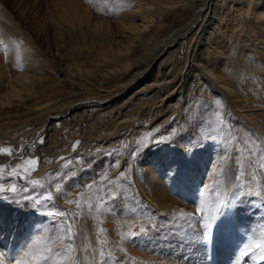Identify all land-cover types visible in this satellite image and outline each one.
<instances>
[{
	"label": "rangeland",
	"instance_id": "374dc122",
	"mask_svg": "<svg viewBox=\"0 0 264 264\" xmlns=\"http://www.w3.org/2000/svg\"><path fill=\"white\" fill-rule=\"evenodd\" d=\"M62 1L0 0L8 16L7 25L0 27V52L6 62L19 64L7 73L11 79L14 73L29 76L28 89H22L18 82L13 88L0 74V149L11 150V155L0 153V184H15L17 194L23 195L19 189L36 180L57 197L59 209L81 214L73 251L59 255L69 241L50 237L54 228H61V218L27 202H11V192L0 194V215L11 217L8 234L19 224L13 234L18 235L16 245L33 246L24 250V264H82L86 241L94 247L96 264H105L101 252L110 257L108 264H264L259 248L264 244V168L259 155H249V148L254 154L264 148V76L245 63L243 69L232 68L231 61L221 57L223 66L235 71L232 83L240 98L232 97L202 68L205 62L198 58L201 51L206 55V39L194 37L172 48L167 57L173 66L169 82L153 85L155 66L130 88L126 83L131 70L143 69L149 45L161 38L163 21L157 13L145 29L129 28L140 23L133 12L148 0H111L110 7L96 0H73L81 7L80 26L63 21L71 15L59 11ZM58 24L62 29L57 32ZM228 46L233 54L244 52V58L264 61V42L238 36L229 39ZM15 88L18 92L12 91ZM174 88L166 105L152 107ZM91 96L105 101L67 113L72 101ZM216 100L223 106L219 113ZM45 101L49 104L42 106ZM53 113L60 115L58 121L37 129ZM230 137L238 142H222ZM225 150L228 159L222 160ZM61 157L82 162L70 166L76 175L66 181H57L67 171ZM28 159L38 160L35 171L24 163ZM17 164L21 168L12 175ZM110 180L117 181L111 190L106 188ZM55 182L64 186V197L56 193ZM28 188L33 195L41 190L37 186L32 191L30 184ZM117 189L116 200L97 214L95 206L104 202L101 196L106 200ZM224 201L206 229L207 217L199 209ZM130 233L135 236L129 238ZM14 250L0 244V257L16 263Z\"/></svg>",
	"mask_w": 264,
	"mask_h": 264
},
{
	"label": "bare ground",
	"instance_id": "6f19581e",
	"mask_svg": "<svg viewBox=\"0 0 264 264\" xmlns=\"http://www.w3.org/2000/svg\"><path fill=\"white\" fill-rule=\"evenodd\" d=\"M96 1L99 3H105L107 4L106 6L110 5L111 2V0ZM79 6L80 5L73 0H63L59 6V11L64 12V10H69V15H71L69 19L65 18L63 21L70 25L76 23L80 26L83 19L81 17H77V12L81 8ZM155 13H157L156 18L159 16V19L161 18L163 21V26H161V24L159 26L162 31L158 37L161 38L158 39L156 37V39L149 45V51L146 53L149 54V58L146 57L148 59L145 62V65H143V69L140 71L136 70L135 72H132L131 70L132 74L130 77L132 78L127 81L126 86L131 88L132 86L139 84L136 81L141 78L148 77L150 72L154 70L155 66H157V69L152 75L155 79L153 85L160 86L161 84L169 82V80L167 81V75L169 72L171 73L173 66L171 62H168L167 57L171 53L172 48L175 47L178 42L181 40L183 41L184 38H188L192 41L194 40V37H198L200 41L202 39H206V55L204 56V53L201 51L200 55H202V58L200 59V55L198 58L200 62H205L202 65V68L218 85L225 88L227 92L232 95V97H236L237 99L240 98V90L233 85L234 82L232 74H234L235 71L232 72L231 68L227 69L228 66H223V63H221V57L225 56L228 61H231L229 65L232 68L238 65L241 69H243L242 66L245 63L246 65L248 64V67L255 71L258 76L260 74L264 76V61L256 62L255 60L244 58L243 54H241L244 52L233 54L228 46L229 39L238 36H246V38L251 41L264 42V0H158V2L155 0H148V3H139L136 10L133 12L134 18L137 19V21H140V23H131L129 28L134 31L145 29L150 25L149 19L155 17ZM63 15L64 13L62 16ZM7 21L8 16L4 13V11H2V9H0V27L7 25ZM58 29H62L60 24L56 27L57 32ZM241 40L244 41V39ZM254 47L255 46H253V50L256 51L257 49L255 50ZM187 62L185 67L189 69L190 66H187ZM18 65V62L16 63L14 60H10V63L6 62L4 55H1L0 52V74L2 77L5 78V80H9V85L13 88V83L18 82L22 85V89H28L29 85L26 82L29 80V76L27 74L14 73L12 75V79L9 78L7 69H9V67L16 68ZM243 71L244 70H242V72ZM52 89L55 91L54 88ZM16 90L17 89L15 88L12 91L18 92ZM175 91L176 88L168 94L161 95L159 100L152 103V107H160L163 104L166 105L170 96ZM104 101L105 99H100L99 97L94 96L74 100L67 106L66 110H68L67 113H71L81 105L89 103L99 106ZM48 104L49 103L45 101L42 103V106H46ZM237 105L239 104L237 103ZM59 117L60 115L58 113L46 115L43 123L39 125L37 129H41L43 126H48L57 122ZM9 226H11V217L1 214L0 244L5 247L7 251L12 252V250L15 249L14 253H18L16 255L18 261H16V263L13 262V260L6 257V255L1 256L0 261H2V264H24L26 258L28 257L26 253H24V250L27 248L29 249L30 247L33 248V246L18 247V245H16L17 243H15L18 235L15 237L13 234L18 232L17 230L20 225L18 224V227L8 234V231H10V228L12 227L11 226L9 228ZM26 234L27 231L22 234L23 238L27 236ZM32 240L34 242V238ZM93 251L94 247L92 243L90 241H86L82 248V264H96ZM37 256L38 255H36V257ZM30 262L29 264H32Z\"/></svg>",
	"mask_w": 264,
	"mask_h": 264
},
{
	"label": "snow or ice",
	"instance_id": "6c2138e0",
	"mask_svg": "<svg viewBox=\"0 0 264 264\" xmlns=\"http://www.w3.org/2000/svg\"><path fill=\"white\" fill-rule=\"evenodd\" d=\"M0 43H3L2 41H0ZM217 108H218V113H219V109L222 108L223 106L221 105L219 100L215 101ZM217 119L220 121L221 124H223V120L221 118V116L219 114H217ZM173 134L175 135V130L173 132ZM41 143H43V139H41L40 141ZM157 143H162L163 140L160 141H156ZM224 144H228V143H233V142H238L235 141V138H227V139H223L222 141ZM245 144L247 145L248 142L246 141ZM30 147H34V145H31ZM76 145H73V148L75 149ZM145 147H147V145H145ZM190 150L191 147L189 146ZM23 149L20 150V152L18 153V155H23ZM133 152H135V149H133ZM0 153H7L9 155H11V150L8 148H2L0 149ZM132 153H130L131 155ZM249 155H259L260 160H261V168H264V148H262V151L259 154H254L251 152L250 148H249ZM61 160H65L64 157L60 158ZM228 159L227 154H226V150L222 156V160H226ZM48 163H51V161H47ZM25 164L32 166L31 171H35L36 168L35 166L38 164V160L37 159H28L26 161H24ZM73 163H82L80 161H67L65 160V163L63 165H61V167L63 169H66L67 171H63L61 174L58 175L57 177V181L60 180H69L71 179L73 176L76 175V173L74 171L68 170L70 169V166ZM117 165H112V167H116ZM21 168L20 164L16 165V168L12 170V175H16V172L18 169ZM30 175V173H29ZM121 175H123V173H121ZM244 173L242 172L240 174V176H236V180L239 181L241 176H243ZM21 179H24L25 177L21 176ZM3 177L0 176V180H2ZM117 183L116 180H110L108 185L106 186V188H108L109 190L112 189V185ZM32 186V191H36L37 186H39V188L41 189L40 191L37 192L36 195H33L31 191H29L28 185ZM54 187H55V191L56 193L60 196V197H64L65 193L63 191V185L60 182H55L54 183ZM88 189H92L93 188V184H89L87 185ZM5 192H11L13 193L12 196L7 197V199H9L11 202L13 203H19L22 206H27V205H31L36 209L42 210L46 215L48 216H53V217H60V225L61 228L57 231L55 228L53 229V236L50 237V239H58L63 241L64 239H67L69 241V244L65 247L64 252L59 253V255H64L65 253H71L73 251V247H72V242L75 239V235H76V225L80 219V213H76V214H70V213H66L65 211H63L62 209H59L58 206L55 205V199L57 197L53 196L52 191H48L44 189V185L40 184L38 181L36 180H30L27 181L26 184L24 186H22L19 189L20 193H23V195H18L17 192V187L15 184H13L11 187L9 188H5L3 186V184H0V194L5 193ZM116 192H118V189L116 191L111 192V194H109L107 196V199L105 200L103 196H101V199L104 201L103 204H97L95 206V211L96 213H100L102 210H107L106 209V205L107 203H111L114 202L117 198ZM3 197H0V199H2ZM25 202H27V205L25 204ZM69 203H74L77 205V208H80L81 202L79 200L77 201H68ZM225 204V201L220 204L218 203L217 205H213V207L211 209H207L206 207H202L199 209V211L203 214L206 215L207 219L204 221V225L207 228H209L211 226L212 221L216 218V214L218 212V210ZM92 205L89 204L88 205V209L89 211L92 210ZM71 215H75L76 219H69V216ZM55 224V221L53 222ZM103 231V230H101ZM135 236V233H130L129 234V238ZM208 238V233L207 231H205L204 235L202 236V239H207ZM99 242V241H98ZM106 243V241H105ZM260 248V257L261 259H264V244L259 245ZM2 255V254H0ZM248 255L247 252V246L245 251H243L241 253V256L246 257ZM101 258H103L105 260V264H108V259H110V257H104L103 252H101ZM76 260L79 259V257L75 258ZM0 264H2V261H0ZM118 264V262H117Z\"/></svg>",
	"mask_w": 264,
	"mask_h": 264
}]
</instances>
